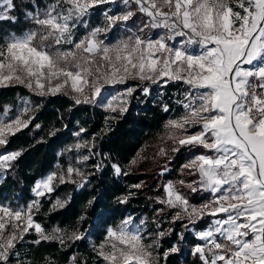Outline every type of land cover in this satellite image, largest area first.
Listing matches in <instances>:
<instances>
[{
    "label": "snow or ice",
    "instance_id": "snow-or-ice-1",
    "mask_svg": "<svg viewBox=\"0 0 264 264\" xmlns=\"http://www.w3.org/2000/svg\"><path fill=\"white\" fill-rule=\"evenodd\" d=\"M114 2L52 0L43 9L27 12L34 27L0 39V87L23 85L41 97L75 93V104H95L106 84H125L129 79L150 84L182 81L188 86L187 102L178 101L185 114L168 124L176 130L170 138L178 146L172 151L182 147L205 151L183 166L198 179L178 183L192 192L209 193L211 199L192 205L169 182L164 189L166 199L159 202L180 209L174 220L186 216L195 225L204 217L214 218L206 230L197 233L203 243L192 249L201 264H264V0H123L129 10L119 15L105 12V27L74 39L83 17L98 5ZM133 4L135 11L131 10ZM15 7L14 0H0V21H15L8 15ZM136 12L148 18L141 32L144 28L163 29V34L155 39L135 35L113 46L98 39L118 23L126 24ZM193 46L199 48L198 53L190 50ZM134 91L128 87L125 93L112 97L106 109L127 111L125 97ZM143 91L147 93L149 86ZM23 104L15 117H10L8 107L0 110V146L30 124V101L23 98ZM164 110L168 111L167 106ZM190 128L197 130L189 132ZM88 146L87 142L75 145L77 149ZM20 154L0 155V169L10 167ZM113 168L117 175L121 173L118 165ZM74 174L84 177L70 166L66 174L51 173L37 181L33 191L41 197L54 191L56 181L76 183ZM120 202L126 203L127 197ZM65 203L56 200L52 210ZM39 206V200L26 208L0 205V264H11L12 257L16 264H31L21 261L16 251L30 231L37 234L32 241L37 245L57 241L66 246V235L73 242L84 238L78 230L70 234L59 228L46 232L33 218V209L38 211ZM143 223L136 224L128 217L109 227L105 240L94 246L97 256L104 264H161L155 250L158 240L145 243ZM178 251L171 247L163 259ZM69 264H77V258L73 256Z\"/></svg>",
    "mask_w": 264,
    "mask_h": 264
},
{
    "label": "trees",
    "instance_id": "trees-1",
    "mask_svg": "<svg viewBox=\"0 0 264 264\" xmlns=\"http://www.w3.org/2000/svg\"><path fill=\"white\" fill-rule=\"evenodd\" d=\"M51 2L14 0L16 7L8 15L16 19L0 21V39L10 33L20 35L34 27L26 13L43 9ZM97 17H91L89 22L95 23ZM84 33L80 27L74 39L79 40ZM135 85L137 88L123 113H110L96 104H75L71 94L41 97L23 85L0 87V110L8 107L11 114H16L23 98L33 105L28 127L9 136L8 143L0 147L5 153H21L10 162V167L0 171V205L13 209L27 207L34 199L32 191L36 182L50 173H66L71 166L84 174L76 183H58L53 192L41 198L39 210L34 212L35 222L46 232L59 228L70 234L78 230L84 238L73 242L66 235V246L57 241H42L37 245L32 243L37 234L28 233L16 245L21 261L48 264L45 259L48 258L55 264H69L75 256L77 264H104L94 246L105 240L109 227L132 217L145 219L144 237L151 242L158 240L156 252L161 264H201L192 255L193 247L200 241L191 230H205L211 218L198 220L195 225L184 218L174 220L176 212L159 202L166 199L164 185L179 178L189 157L187 148L172 151L174 142L167 135L169 121L185 114L182 104L178 103L185 90L180 84L157 85L145 93L143 88L148 84ZM165 106L168 111L164 110ZM86 142L88 147H75ZM84 156L89 159L83 160ZM113 165L121 169L119 175ZM81 183L83 187L79 186ZM124 197L127 202L121 203ZM56 200L66 203L52 210ZM159 232L166 234L158 237ZM173 246L179 251L164 260L163 253ZM11 264H16V257L11 258Z\"/></svg>",
    "mask_w": 264,
    "mask_h": 264
},
{
    "label": "rangeland",
    "instance_id": "rangeland-1",
    "mask_svg": "<svg viewBox=\"0 0 264 264\" xmlns=\"http://www.w3.org/2000/svg\"><path fill=\"white\" fill-rule=\"evenodd\" d=\"M135 9H136V6L133 4L131 6V10L135 11ZM127 10H129V9L127 8V6H125L123 4V0H115L114 3L98 5L96 8H94L93 10H91V12H90L89 15H86L85 17H83L82 20H81V22L77 24L76 29H75V33L79 31V28L80 27H82L85 30V33L81 37V38H83L92 29L97 28V27H105L106 26L107 21L105 20V16H104V13L105 12H107L109 15H119V14H121L124 11H127ZM96 15H98V17H97V19H95V23H92L91 24L89 22L90 19H91V17H94ZM147 19L148 18L146 16H144L142 13L136 12V14L132 17V19L129 20L128 22H126V24L123 23V22L118 23L116 26L112 27L111 30H109L107 32L101 33L98 36V39L99 40H102L105 45L113 46V45H116L118 42H120L122 40H128L129 37H132L134 39V36L135 35H139V36H141L144 39H148V38L155 39V38H157V34H163V31H164L163 29H149V28H144V31L141 32L140 29L147 22ZM177 39L179 40L180 38H177ZM172 43H175V42H172ZM190 50L193 51L194 53H198L199 52V48L197 46H193ZM135 83H140V86H144V85H147L148 84L149 85V88H152V87L157 86V85L162 87V86H170V85H178V84H180L183 87V89L185 90V93H186L187 88H188V86L185 85V84H183L182 81H170L167 84H165L163 82H161L160 84H150L149 81H140L138 79H129V80L126 81L125 84H119V85L106 84L104 86V88L102 89V91H101V96L96 98V103L95 104L96 105H99L100 107H102L107 112L115 113V112H112V111L106 109L107 103L110 100H112V97L119 96L121 93H125V91H126V89L128 87L135 88V90H136L137 86L135 85ZM133 93H132V95H133ZM71 95L73 96V95H76V94L75 93H71ZM131 96H126L125 97V99H126V108H127L128 104H129V101H130ZM27 100H29V99H27ZM181 101H183L185 103L187 102L185 100V94L183 95ZM113 103L114 104H118L119 101H113ZM30 104H31V109L32 110L29 112L28 115L29 116H32V111H33V107L32 106L33 105L31 103V101H30ZM23 107H24V104H23V100H22L21 103H20V106H19V109H18L17 113L16 114L9 113L10 117H15L16 115H18L21 112V110L23 109ZM116 112H119V110H117ZM24 118L27 119L28 117L25 116ZM196 130L197 129L190 128L189 129V132H193V131H196ZM175 131L176 130L171 129L168 126V124H167V135H168L169 138H170V136ZM170 140H172L174 142L173 139L170 138ZM177 146L178 145L174 142L173 148L174 147H177ZM183 148H187V147H183ZM187 149H189V148H187ZM189 150H190L189 157H188V160H187V162L185 164H187L193 158L194 155L201 154V153H203L205 151L202 148H199V149L193 148V149H189ZM3 154H7V153H5L3 151H0V155H3ZM4 170L5 169H0V171H4ZM54 173H57L58 175H60V174H66V173H59V172H54ZM163 174H165V173H163ZM179 174L180 175H179V178L178 179L171 180V181H167L165 185H167L169 182L175 184L177 191H179L184 197H186L188 199L189 203L192 204V205L199 206L201 204H204L209 199H211L209 193H206V192H203V191L192 192L186 186L181 185V184L178 183V181H180V180H184L185 182L190 183V182H192L194 180H197L198 179V176H196V175H190L189 174V170L188 169H185L184 167L181 168ZM47 176H45V177H47ZM44 178H42V179H44ZM42 179H40V180H42ZM73 179L77 182V181H79L81 179V177L80 176H76L74 174L73 175ZM58 183H59L58 181L54 182V187ZM46 194H48V193H46ZM32 195L34 196V199L29 204H31L34 200H39V202H40L41 201V198L43 197V196L37 197L35 195L34 191H32ZM194 196H197L198 200L194 201ZM21 208H23V207H21ZM168 208L173 209L176 212V214H177V212H180V209L179 208H171L169 206H168ZM33 212H35V209H33ZM183 218L188 220V218L186 216H184ZM204 218H206V217H204ZM210 218H211V222H212V220L214 218H212V217H210ZM133 220H134V223H136V224H140V222L143 221L144 223H143V225L141 227L143 228V230L145 232V227H146L145 219H135V218H133ZM191 231H193V233L195 234L196 237H197V233L201 232V231H199V232L198 231H194L193 229ZM29 233H35V232L34 231H30ZM145 243L146 244L147 243H152L151 242V239L148 238V237H145ZM200 243H203V242L200 241Z\"/></svg>",
    "mask_w": 264,
    "mask_h": 264
}]
</instances>
